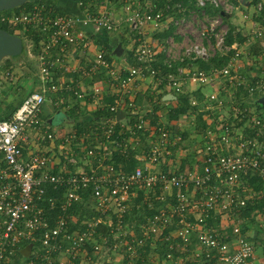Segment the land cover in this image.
<instances>
[{
  "label": "built area",
  "instance_id": "2783aa9c",
  "mask_svg": "<svg viewBox=\"0 0 264 264\" xmlns=\"http://www.w3.org/2000/svg\"><path fill=\"white\" fill-rule=\"evenodd\" d=\"M208 2L230 14L235 5L231 0H197V6L202 7L201 16L207 17L202 34L215 39L219 49L225 48L222 53L230 52L228 62L214 66L210 71L199 68L187 71L189 68L185 70L179 65L161 72L154 66L159 43H151L147 40L150 37H144L145 24L166 28L169 23L181 24L186 18H174L168 12L170 4L156 9L145 8L142 0H126V20L137 32L139 43L135 54L141 64L117 66L105 57L104 51L97 53L85 72L90 74L106 68L108 81L116 87L117 97L110 103L112 113L100 117L98 125L84 134L76 131L59 134L51 129L43 117V105L48 91L59 92L54 103L64 106L70 105L64 92H71L81 99L89 96L95 101L103 96L104 87L98 81L86 91L77 80L57 78L55 73L59 69L70 70L66 58L71 46L90 44L88 27L108 31L118 29L119 22L113 12L108 7L91 10L86 5L79 14L55 12L52 6L35 3L30 9L0 13V20L12 27L24 24L43 32L39 52L35 54L39 62L40 87L30 92L10 117L0 118V264H77L79 254H89L87 242H93L94 252L103 249L106 236H101L102 242L96 240L101 222L110 226L114 239L111 250L120 251L122 245L119 254L124 256L126 252L123 258L127 264H134L135 258L139 257L145 262L140 250L146 245H154L156 236L166 229L170 231L163 237L172 240L170 248L164 256L149 264H189L185 250L190 244L194 259L204 255L211 257V252L215 251L221 264H256V243L247 231H243L244 218L237 216L236 211L249 200L264 195V183L256 187L251 181L258 177L264 182V119L259 115L260 111L239 115L242 109L231 104L234 116L245 120L244 125L237 126V121L230 119L217 120L219 127L211 130V121L204 131L208 139L198 148V159L202 164L194 169L175 171L156 168L165 154L171 152L174 141L169 136V129L152 123L148 115L151 108L143 113L136 110L134 103L126 101L127 97L134 100L138 79L146 75L155 76L158 81L164 79L168 87L181 92H185L186 77L190 84L199 85L224 77L219 90L206 93H210L206 97L218 106L227 102L218 91L233 95L241 88L251 96L264 93V3L258 5L259 13L243 14L252 25L245 38L246 44L259 42L260 49L263 48L255 54L259 73H250L252 76L248 78L246 67L239 63L243 41L236 39L231 44L225 43L229 27L225 28L221 14H208L204 8ZM176 6H181L180 2L174 3ZM181 9L185 12L186 7ZM258 16L263 22L256 19ZM31 46L27 43L28 53L32 55ZM194 51V58L206 55L205 46L197 44ZM187 53L192 52L187 50ZM167 61L172 67L173 61ZM192 101L197 103L196 99ZM129 105L135 106L133 114L137 115L129 118L133 119L134 132L141 129L148 132L151 139L146 151L136 154L142 163L126 171L115 163L113 154L127 153L132 141H139L129 125L116 115ZM118 124L120 129L115 134ZM219 130L220 133H215ZM30 131L35 137V147L31 145ZM126 131L129 135H124ZM90 135L97 140L94 145L85 144V138ZM75 143L81 144L82 149L76 150ZM58 153L62 156L57 157ZM92 158H95V165L90 169L87 164H80V161L92 163ZM49 185L57 189L59 195L46 196ZM80 189H89L98 216L84 219L71 229L70 222H77L78 216L68 210L81 199ZM141 189L155 193L163 203L147 217L140 233L134 236L128 232L125 216L130 202ZM43 201H47L48 209L58 205L60 211L53 217L54 223ZM254 213H258L259 224L264 229V210L258 208ZM213 215L220 217L218 225L208 223V218ZM193 234L198 237L195 242L191 240ZM26 243H29L28 247Z\"/></svg>",
  "mask_w": 264,
  "mask_h": 264
},
{
  "label": "rangeland",
  "instance_id": "374dc122",
  "mask_svg": "<svg viewBox=\"0 0 264 264\" xmlns=\"http://www.w3.org/2000/svg\"><path fill=\"white\" fill-rule=\"evenodd\" d=\"M234 5L235 8L233 9V11L230 14V17L228 19V21H224V26L225 28L228 29V27H230L231 25L235 26V28L237 30H239V32H241V35H237L239 41L240 38L242 37V41L243 44L240 46V49L242 50L241 56L239 57L240 60V64L242 66H245L247 69V77L250 78L252 76V74H258L259 71L258 70V64H256V59H255V54L258 51H261L263 48L260 49L261 44H250L247 45L245 42V38L250 34L251 29H252V25L249 24V20H246L243 16L244 13H249V14H253L254 12L259 13V11H261L259 9L260 3H264V0H238V2H236L235 0H231ZM107 4V5H106ZM104 4V6L108 7L114 14V16L116 17V19L119 22V27L117 30H121L122 34L124 35H128L127 39L124 40L122 39L117 40L115 42V44H119L123 46V51H125V53L129 54V51L131 49H133V46L135 44L136 41H138L137 38V32L135 29H133V27L127 23V20L125 19L124 14H122V17H117L115 14V11L113 9H116V5L113 6V8H111L108 4L106 3ZM142 4L145 8H150V7H156L155 5L158 3L155 0H142ZM257 5V6H256ZM14 9V8H12ZM170 14L174 15V18H181V17H185L186 21L182 22L181 24H171V27L173 26L172 31L170 32V34H168L167 36L169 37H164L163 34L166 33V31H164V27H160L157 28L155 26H153L152 24H145L146 26L145 28V38H148L147 40L150 41L151 43H154L155 41H158L159 45H163L166 44L167 48L169 49V51H167L168 49H166V51H164L163 49L159 48L157 55L159 54V52H164V55H166L167 57L171 58L172 61H176L177 59H179L180 57H187V58H192L194 59L193 56H195V49H196V45H201V46H205L206 48V55L201 54L200 57H204V58H209V57H213V55L220 51V52H224V49H219V46H217L216 44V40L215 39H211L208 38L207 36H205L204 34H202V30L204 28V23L206 20V16L202 17L200 14V11H198L197 9H193V10H189L187 12H181L180 14H178V10H173L172 12H169ZM119 16V15H118ZM168 17V14H167ZM256 19L262 21V18L260 16H258ZM121 25V27H120ZM170 28V27H169ZM115 30V31H117ZM15 32H18L19 30H15ZM114 30L112 31H108L111 32V34L115 33ZM144 31V30H143ZM164 32V33H163ZM121 34V35H122ZM173 37H171V36ZM174 36H176V39L174 38ZM168 38H171L170 40H168ZM161 41L163 43H161ZM27 42L31 43L32 46V52H33V48H34V43L33 40H31L30 38H27ZM177 42V43H176ZM156 43V42H155ZM128 44V45H127ZM187 50L191 51V54L187 53ZM251 50L252 52L249 53L248 51ZM122 51V52H123ZM135 55V49L133 51V55H129L127 57L124 58V62L126 60V62H128V64L132 63V59L131 56ZM156 55V58H157ZM165 56V57H166ZM166 57V58H167ZM199 56H196V58ZM168 58V59H169ZM195 58V59H196ZM6 59V57H5ZM253 59L254 63H253ZM21 61H23L21 64L18 63L16 66H14V71L17 74H20V72H24V74L28 77L26 78V82L20 84V88H17L15 94L17 99H21L22 96L24 95H28L30 92L39 89V87L36 85V83L40 82V76L38 75L39 72V62H38V58L35 55V53H33L32 55L28 53L27 56H23L21 58ZM125 64V63H124ZM127 64V65H128ZM133 64V63H132ZM253 64V65H252ZM214 66H218V65H214ZM214 66H212L211 68H209L208 70L204 69L205 71H210ZM253 66H256L253 68ZM185 70L186 68H189L187 71L191 70V68H196V66H192V65H183L182 66ZM243 69V70H246ZM252 69V71H251ZM93 73V72H92ZM91 74V73H90ZM249 74V75H248ZM145 78H143L141 76V79H138V89L140 87V91L139 93L141 94V100L140 102L137 101V96H138V91L136 92V97L134 98V100L130 99L129 97L126 98V101H131L132 103H134L136 105V110L145 113L146 109L148 108L150 104L149 97L146 96V92H148L149 89L153 88V86L156 85L158 86V81L155 76H151V75H146L144 76ZM95 77H89L88 80H92ZM155 81V83H154ZM189 81V80H188ZM187 81V77L184 80V82H186L187 84L185 85L186 88V92L187 94L190 93V97L191 99H196L197 100V104L204 108L207 112L209 109H212L213 113L210 115L209 113H206L205 117L208 118L207 122H208V127H209V123L212 121L213 122V129H216L219 127L220 124H218L217 120H227V119H231V110H230V104H236L240 107V103L243 101H247V99L252 101L251 97H255V96H251V94H240L239 96H241V98L238 96L237 94L234 95H230L228 93V91H218V93H220V95H222V93H224L222 96L226 99V104L224 106H218L214 101L209 100L208 97H206V94L209 92H212L214 89H220L221 86L224 84V77H220L219 79H214L213 81L209 82L208 84H201L199 85V83L196 84H192V85H196L193 89L192 88H188V82ZM104 87V84H103ZM108 87L110 88V90L112 89L110 87V85L108 84ZM212 87V88H210ZM142 88V89H141ZM115 92H116V87H114ZM200 90H202L203 94L200 98L196 95L195 92H198ZM241 89V88H240ZM208 90V91H207ZM244 90V89H243ZM236 91V90H235ZM234 91V92H235ZM173 93V92H171ZM175 94V93H173ZM14 95V94H13ZM13 95H10V99L13 100ZM26 95V96H27ZM177 96V94H175ZM243 95V96H242ZM103 100L106 99H96L95 100H89V102L87 103L90 108H84L82 111H80V116L82 117V115L86 112L87 114H91V111L94 110L96 107H102V105H105ZM167 100V99H166ZM170 103L174 104L177 101V97L173 100V99H169ZM251 104V103H250ZM250 107L255 108V106L249 105ZM241 109L245 110V112L247 113V106ZM129 111H133L135 110V106L134 105H130L129 106ZM89 112V113H88ZM162 112V114H161ZM134 113V112H131ZM56 115L59 117H63V113L61 111H56ZM66 118V123L63 124V126L65 127V129H67V131H75L76 129V121H78L80 118L75 117V114H71V113H67L64 114ZM158 121H160V123H162V125H165L168 129H169V136H171L173 138L174 143L171 145L170 148V153L165 154V156L163 157V159H161L157 164H156V168L157 169H165L166 168H170L172 170L175 171H183L185 169H194L195 167H197L198 164H202L201 161H199L198 159V148L203 147V144L205 143V141L208 139V136L206 137V135L204 134L203 130L201 132H198L197 129H195L192 125H193V120L191 117L186 116L185 114L182 116L180 122L178 123L177 126H174V124L172 123V121L169 122V119L166 117V111H160V114H158ZM134 117H137V115H135ZM216 117V118H215ZM121 119V118H119ZM234 120V119H231ZM65 121V119H64ZM191 122V123H190ZM125 124L127 123L130 127V129L134 132V125L131 124L132 122H124ZM49 124V123H47ZM211 125V124H210ZM237 126H243V124H239L238 122H236ZM196 126V125H195ZM207 127V128H208ZM211 127V126H210ZM56 129V127H54ZM166 128V129H167ZM197 128V126H196ZM210 129V128H209ZM208 129V130H209ZM55 131V130H54ZM144 132V131H141ZM220 133L219 131H215V133ZM137 134L138 132H134V135ZM143 135L146 136V140L139 139L138 142L135 143V150L137 151H146V145L148 144V142L151 139V136L148 132H144ZM97 142V140L95 138H92L89 140V145H94ZM120 152V151H118ZM140 153V152H138ZM62 155L60 153H58L57 157H61ZM60 159V158H59ZM93 162H89V161H80V164L82 165H86L87 168H91V166L95 165V158H92ZM185 160V163L182 165V161ZM142 163V162H141ZM154 190V189H153ZM147 194L151 195L150 198L155 199L156 195L153 192H149L147 191ZM153 196V197H152ZM135 202V199H132V201L130 202V207L129 209L131 210L133 207V204ZM93 200L91 199V203H90V208H93ZM168 203H170V200L168 201ZM129 210V211H130ZM252 220H255V222H253L251 224L250 229H247V234L249 236H255V235H259L261 237L264 238V229L260 226V220H259V215L258 213L254 214L251 216ZM244 218V217H243ZM227 219V218H225ZM138 215H135L133 217L132 214V219L129 220L128 224H127V228L129 229L128 232H130V234H134L137 235L138 232L141 229V226L143 224L142 221L138 222ZM244 220H246V218H244ZM227 223V221L225 222ZM159 235L156 236V238H160L158 237ZM157 240V239H155ZM159 241V240H157ZM253 241H255L256 246H257V262H262L264 263V244H262L261 240H256L253 238ZM261 241V242H260ZM264 243V242H263ZM154 245H149V246H145V248H143L142 250H140V255L145 259L144 264H149L150 262L155 261L156 259H158L159 257H162V253L160 251L159 248H156V246L158 245L156 242L153 243ZM149 247V248H147ZM123 249L122 245L120 248V251ZM120 251H113L110 250L109 246H106L104 243V247L101 251L99 252H94L96 255L94 256H89V254H79L78 258L79 260L77 261V264H95L97 261H100L101 259H109V260H113L115 261V264H127V261H124V256H126V252L124 251V256H122L120 253ZM185 252L187 253V258L188 261L190 262L192 259H194L193 256V252L192 250L186 249ZM92 257V258H89ZM137 258H135V263L134 264H138L136 263ZM201 260V259H199ZM95 261V262H94Z\"/></svg>",
  "mask_w": 264,
  "mask_h": 264
},
{
  "label": "trees",
  "instance_id": "16d2710c",
  "mask_svg": "<svg viewBox=\"0 0 264 264\" xmlns=\"http://www.w3.org/2000/svg\"><path fill=\"white\" fill-rule=\"evenodd\" d=\"M158 5L156 4L154 8H165L168 4H170L169 7V11L168 12H172L173 10H178V14H180L183 10L181 9V7H186V10H184L185 12L189 11V10H193V9H197L198 11L201 12L202 7L197 6V0H155ZM236 2H238V0H235ZM180 2L181 6H176L174 7V3H178ZM35 3H45L48 7L52 6L55 8V6H53L51 4L50 1L48 0H27L26 2H24L23 4L15 7L14 9H7V10H3L0 11V13H10V12H16L19 11L21 9H30ZM204 8L206 9V11L208 12V14L210 15H215V14H221L223 16L224 21H228L229 17H230V13L228 12L227 15L222 14V10L221 7L219 6H215L212 3L208 2ZM55 12H65L63 9L61 8H55ZM166 12V13H168ZM184 12V14H185ZM202 14V12L200 13ZM0 28H6L9 29L12 32H15V30H19L18 33L24 41V47L21 53L17 54V55H13V56H7L6 59H8L9 61H11V59L16 60L18 58H22L23 56H27L28 55V48H27V38H30L31 40H33L34 42V48H33V53L37 54L39 52L40 49V41L41 38L43 37V32L38 29L37 27L34 26H26L24 24H19L15 27H12L10 24H8L7 22H2L0 20ZM173 26L169 29L166 30V33L163 34L165 37H167L168 34H170V32L172 31ZM164 33V32H163ZM237 35H241V32H239V30H237L235 28V26L231 25L228 29V32L225 34V43L226 44H231L234 40L238 39ZM242 37L240 38V40L242 41ZM138 42H135L133 49H136V47L138 46ZM114 47L115 46H109V50L107 52V54L105 55V57L108 60H112L113 56H115L114 54ZM131 55H133V52L131 53ZM229 55L230 52H226V53H222L220 51L216 52L213 57H209V58H204V57H197L196 59H190L187 57H183V59H177L176 61L172 62V67H170L168 65V61L164 55V52H159V54L157 55L156 60L154 61V66L155 68H157L159 71L164 72L169 68H176L179 65H192V66H196L199 69H206L208 70L209 68H211L214 65H223L225 63L228 62L229 59ZM132 59V63L135 64H141V62L138 60V58H136L135 56H131ZM130 63V64H132ZM14 66H16V64L12 63V61L9 63L8 67L13 68ZM156 81H158L159 78L156 77ZM167 81L162 79L158 81V87L162 90H160V92L158 90H148V92H146V96L149 97V102L151 105H149V107H151V112L148 113V115L150 116L152 123L153 124H157V126H161L164 128H167L165 125H162V123L157 122L158 121V114L157 111H163L166 110V117L169 119V122L173 119H179L180 117H182L184 114L186 116L189 117H193V127L195 129L198 130V132H201L203 130H205V128L208 126L207 120L205 118L206 113L207 112L204 108L200 107L197 103H193L191 97H190V93L187 94V90L185 88V92H181L179 90H176L175 88H171L170 90L177 94V101L176 103H170L169 100L164 99V95L168 92V88L166 89L167 85H166ZM170 88V87H169ZM196 95L200 98L203 94L202 90L199 89L198 92H195ZM238 96L240 94H248L247 91L244 89H237L234 94H237ZM141 94L139 93L137 96V101L140 102L141 100ZM224 93H222L223 95ZM233 94V95H234ZM262 94H257L255 95V97H251L252 101L247 99V101H243L240 103V107L244 108L247 106V115H251L253 112H259V115L261 117H263L264 119V102H262L260 100V97L263 95ZM242 95V96H243ZM241 98V96H239ZM114 96L112 95V97H110V102L114 101ZM89 100H87L86 103H88ZM108 103V104H109ZM251 103V104H250ZM104 105L102 107H97L94 110L91 111V114H86L84 113L82 115V117H79L80 114V107L78 104L74 105L72 108H70L68 110V113H73L75 114L74 116L77 118H80L78 121H76V129L75 131L78 134H84L88 131H91V129L93 127H96L97 124V120L105 115H109L110 113H112L110 111V104L109 105ZM249 105L255 106V108L250 107ZM230 106V110L232 111L233 108H231V104ZM249 109H252V111H248ZM209 111V110H208ZM245 112V110L242 109V112L238 113L239 115H242ZM234 112H231V119H234L235 121H237L239 124H243L245 123V120H239L238 118H236L233 114ZM43 117L46 119V117L43 115ZM229 121H232V120ZM131 122H133V119L131 120ZM197 128H196V126ZM50 126V125H49ZM51 129L52 126H50ZM120 129V124L117 125L116 127V132L115 134L118 132V130ZM141 129H137L138 135L136 137H138L137 139L141 140V138L144 140H146V136L143 135L144 132H141ZM115 134L113 135V137L115 136ZM124 135H129L128 131L125 132ZM134 135V136H135ZM93 136H88L85 138V144L89 143V140L92 139ZM78 140V139H77ZM80 141V140H79ZM47 143L49 144V142L47 141ZM136 142L132 141L131 143V147L130 149L127 151V153H122V152H115V154H113L115 163L118 166H122V168L124 170H131L133 169L136 165H138L141 160L138 159L136 157V154L140 151H137L134 149V145ZM47 144V145H48ZM148 145V144H147ZM147 145L146 148L147 149ZM74 147L76 150H81L82 145L81 144H74ZM50 151V150H48ZM185 163V160L182 161V167L183 164ZM168 169V168H165ZM56 170V169H55ZM252 183L256 186V187H261L263 186V181L260 180L258 177H253L251 179ZM63 186L59 188V190L62 192L63 190ZM81 192V199L78 200L76 203H74L71 208H69V212L72 214H75L78 216V221L77 222H70V228L74 229L75 227L79 226V224L82 223V220L84 219H89L92 218L94 216H98V212L97 210L94 208V203H93V208H90V203H91V199L93 200V202L95 201L94 198L92 197L89 189L88 190H79ZM159 190L157 189V192ZM57 189H54L53 187H51L49 185L48 189H47V193L46 196H51L56 195L58 193ZM59 195V194H58ZM153 197V196H152ZM60 198V196H59ZM135 202L133 204V207L130 211H127L126 216H125V221L129 222V220L132 219V214L133 217L135 215H138V222L139 221H146L147 217L152 215L155 211L158 210L159 206L163 203L161 202V200H159L158 198L155 197V199L150 198V195L147 194V191H145L144 189H141L139 191V194L137 197L134 198ZM172 200V199H171ZM43 205L46 206L47 208V212L49 213V215L51 216V222L54 223V216L59 213L60 209L58 207V205L54 208V209H48V203L47 201H43L42 202ZM260 208V210H264V195L259 196L258 198H255L254 200H249L247 205L239 208L236 211V215L240 216V217H244L246 218V220H244L242 222V229L243 231H246L247 229H250L251 224L253 222H255V220H252V215H254L255 211ZM191 218H194V216H191ZM220 222V217L219 216H210L208 218V223L211 225H218ZM174 227V226H172ZM170 227V228H172ZM98 231L99 233L96 236V240L97 241H101L102 242V237L101 236H106V241H105V245L109 246V248L112 246L114 239H113V235L110 231V226L108 225L107 222H101L100 225L98 226ZM170 230L166 229L164 233H161L158 237H160L159 239L156 238V243L158 244L156 246V248H159L162 256H164V254L167 252V250L170 248V243L172 242V240H166L163 236L165 235V233H168ZM140 233V231L138 232V234ZM134 235V234H133ZM135 236V235H134ZM191 240H193L194 242L198 240V237L196 234H193L191 236ZM251 239H256V240H261L260 242L262 244H264V238L261 236H249ZM180 239V238H178ZM181 240V239H180ZM39 243V242H38ZM29 243H26V246L28 247ZM149 246V245H147ZM190 250L193 249L192 244L189 245ZM149 248V247H147ZM86 250L88 251V253L92 256L95 255L94 253V247H93V242H87L86 244ZM111 250V248H110ZM23 251V250H22ZM215 251L211 252V257L204 255L203 258H201V260L199 259H192L190 262L188 261L189 264H221L218 262V260L216 259V256L214 254ZM22 253V252H21ZM187 254V253H186ZM79 260V258L77 259V261ZM136 263L138 264H144V261L142 260L141 257L137 258ZM256 264H264L262 262L256 263Z\"/></svg>",
  "mask_w": 264,
  "mask_h": 264
},
{
  "label": "crops",
  "instance_id": "0c3cea01",
  "mask_svg": "<svg viewBox=\"0 0 264 264\" xmlns=\"http://www.w3.org/2000/svg\"><path fill=\"white\" fill-rule=\"evenodd\" d=\"M48 1H50L51 4L53 6H55V8H61L67 13H75V14L82 13L83 9H84L83 6H85V5L88 6V8L91 10H96V9H99L100 7L101 8L106 7V6H104V4L109 3L108 5L111 8H113L114 5L117 6L116 9H113L114 11L116 10L115 14L117 17H122L121 15L124 14L125 19H126V15H127V12L125 10L126 0H48ZM127 23H129V22L127 21ZM248 23L251 24L250 21ZM171 24H173V23H169V26L164 28L163 30L166 31L167 29H169ZM120 27H121V25H120ZM87 31H88V37L90 38V41H91L90 44L88 46H82V45H78L77 47L71 46L68 50V56L66 58V61H67L68 66L70 67V70L62 71L61 69H59L58 71H56L55 76L57 78H66V79L77 80L79 82V84L82 85V88L85 89L86 91H90L91 90L90 87H92V85L94 83H97V81L104 84V94L101 97V99L102 98L106 99V100H103V102L105 101L104 104L106 103L105 105H107L110 102L109 100H110V97H112V95L115 98L117 97L115 94L116 92L114 89V85L110 84L108 81L109 76H108L107 69L101 68L100 70H98L96 72L95 71L93 73L91 72V74H87L85 72V70L89 69L90 64H92V62L95 60L98 52L104 51L105 55H106L108 50H109V46H115L114 51H113L115 56H113L112 60H109V61L111 63H113L114 65L125 67V66H127L128 62H126V60L124 62V58L125 57L129 58L128 56L131 55V53L134 51V49H131L129 51V54L125 53V51H123L121 54H119L117 52V50L119 48V44H115V42L117 40L121 41L122 39L126 40L128 37L127 34L126 35L122 34L123 31L121 32V30H117V31H115L114 34H111V32H108V30H105V29H96V27H88ZM167 37H169V36H167ZM171 37H173V36H171ZM174 38L176 39V36H174ZM170 39L171 38H168V40H170ZM136 42H138V41H136ZM155 42L158 43V41H155ZM161 43H163V42L161 41ZM257 44H259V42H257ZM158 46H159V48L163 49L164 51H166V49H168L166 44H163L161 46L158 45ZM167 51H169V49ZM134 56L136 57V54ZM168 58L169 57H167L166 59H168ZM169 59H171V58H169ZM11 61H12V63H14L16 65L18 63L21 64L23 62V61H21V58H18L16 60L11 59ZM11 61L3 58V60L0 62V118L10 117L14 113V111L18 108V106L22 103V101L24 100V98L27 95L26 94V95L22 96L21 99H17V97H16L15 92H16L17 88H20V84L25 83L27 81L26 78H28V77L24 74V72H20V74H17L14 71V67L13 68L8 67V65ZM133 64H135V63H133ZM89 77H95V78H93L92 80H88ZM143 78H145V77H143ZM139 79H141V78H139ZM155 81H154V83H155ZM138 83H140V82H138ZM108 84L112 88L111 90L108 87ZM36 85L38 87H40V82L36 83ZM187 86H188V88L193 89L196 85H192V84L188 83ZM210 88H212V87H210ZM151 89L152 90H154V89L158 90L159 92H160V90H162L157 85H156V87L154 85L153 88H151ZM166 89L168 90V92L164 95V99H166L165 97L169 96V94L172 92L170 90L171 88H169L168 86L166 87ZM137 91L139 94L140 87H139V89L137 87ZM10 95H13V97H14L13 100L10 99V97H9ZM58 96H59V92H50V91L47 92L46 101L43 105V115L46 117V120L48 121L49 125L52 126L53 130H55L59 134H61V133L67 132V129H65V127L63 126V124L66 123V118H63V117H65L64 114H67L68 110L76 104L79 105L80 111H82L84 108H90V106L86 102H87V100H90V99L92 100L93 98L92 97L88 98L89 97L88 96L85 99H81V98H77L71 92H64V97L68 101V104H70L69 106H64V105H60V104L56 105L54 103V100H56ZM135 97H136V95H135ZM169 99H173V98H167V100H169ZM102 106H104V105H102ZM129 106L127 108H125L124 110H121V112H122L121 115L116 114L117 117L121 118L124 122H127V121L131 122V120H129V118L131 119V118H133L132 116H134V114L131 112L135 113V110H133V111L128 110ZM148 108H151V107L148 106ZM56 111H61L63 113V117L57 116ZM208 112L210 115L213 113L212 109H209ZM161 114H162V112H161ZM181 118L182 117H180L179 119L171 120L172 123L174 124V126H177L178 123H181L180 122ZM191 118L193 120L192 116H191ZM64 119H65V121H64ZM207 119L208 118H206V120ZM54 127H56V129ZM32 132L30 131L29 134H31ZM30 141L32 142L31 145H33L35 147V137L33 134L30 135ZM165 168H166V166H165Z\"/></svg>",
  "mask_w": 264,
  "mask_h": 264
},
{
  "label": "water",
  "instance_id": "95a60500",
  "mask_svg": "<svg viewBox=\"0 0 264 264\" xmlns=\"http://www.w3.org/2000/svg\"><path fill=\"white\" fill-rule=\"evenodd\" d=\"M27 0H0V11L15 8ZM222 14L227 15L228 12L226 10H222ZM24 47L23 38L16 32H12L6 28H0V62L3 58L7 56L17 55L22 52ZM123 51V47L120 46L117 50L119 54ZM177 96L173 93H170L167 98L175 99ZM260 100L264 102V95L260 97ZM117 114H122L121 110L117 112ZM95 264H113V262L109 259H104L102 261H97Z\"/></svg>",
  "mask_w": 264,
  "mask_h": 264
}]
</instances>
